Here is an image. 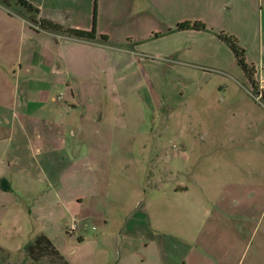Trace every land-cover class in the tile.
<instances>
[{
    "label": "rangeland",
    "instance_id": "374dc122",
    "mask_svg": "<svg viewBox=\"0 0 264 264\" xmlns=\"http://www.w3.org/2000/svg\"><path fill=\"white\" fill-rule=\"evenodd\" d=\"M165 7L172 13H156L139 56L160 79L139 93L165 100L158 111L145 102L130 112L124 107L131 141L121 157L130 156L136 167L111 171L108 203L92 206L108 224L80 243L78 232H66L78 218L61 207L40 209L37 196L0 181V264H64L49 251L26 250L41 229L69 264H120L118 237L127 233L135 205L147 199L161 233L199 241L197 264H264V98L227 45L223 62L213 48L216 34L224 32L247 51L249 64L264 67V0H169ZM177 19L202 22L208 33L179 34ZM198 42L202 57L194 54ZM179 186L188 192L176 195Z\"/></svg>",
    "mask_w": 264,
    "mask_h": 264
},
{
    "label": "crops",
    "instance_id": "0c3cea01",
    "mask_svg": "<svg viewBox=\"0 0 264 264\" xmlns=\"http://www.w3.org/2000/svg\"><path fill=\"white\" fill-rule=\"evenodd\" d=\"M158 3L12 0L10 7L0 4V181L23 195L37 196L40 209L61 207L73 221L78 218L73 224L80 243L91 229L108 224L92 206L108 203L112 172L136 167L130 156L121 157L131 141L130 130L123 125L124 107L130 112L145 102L158 111L165 100L150 94L145 99L139 93L160 80L153 65L139 59L142 43L154 31L156 13H172L165 7L169 0L156 9ZM208 29L178 33L201 35ZM215 38V58L223 62L228 47ZM204 50L198 42L195 56L202 57ZM252 65L264 89V67ZM187 192L179 186L175 194ZM134 208L127 233L118 237L120 264H197L194 253L199 241L161 233L152 200ZM27 215L32 223L31 212ZM69 226L66 232L73 235ZM41 235L55 244L44 229L30 243Z\"/></svg>",
    "mask_w": 264,
    "mask_h": 264
},
{
    "label": "trees",
    "instance_id": "16d2710c",
    "mask_svg": "<svg viewBox=\"0 0 264 264\" xmlns=\"http://www.w3.org/2000/svg\"><path fill=\"white\" fill-rule=\"evenodd\" d=\"M12 0H0V4L10 7ZM30 21L32 24H36L35 17H31ZM185 30H206L205 24L202 22H183L178 24L176 31H185ZM216 36L220 41L227 45L230 50L233 52L237 64L244 76L248 80L249 84L252 87V90L257 96H262L264 98V91L260 90V84L257 80V71L254 65L247 62V51L239 44L236 37L228 35L224 32L217 33ZM103 40H107L106 36H102ZM0 249H2L0 247ZM26 250L32 252L33 250L40 251H49L54 254L57 258L62 260L64 264H69L65 257L57 250V248L52 244V242L45 235L37 237L32 243L28 244Z\"/></svg>",
    "mask_w": 264,
    "mask_h": 264
},
{
    "label": "built area",
    "instance_id": "2783aa9c",
    "mask_svg": "<svg viewBox=\"0 0 264 264\" xmlns=\"http://www.w3.org/2000/svg\"><path fill=\"white\" fill-rule=\"evenodd\" d=\"M59 99L61 100L62 97H59ZM77 231V225L73 224L70 228H69V232L70 233H75Z\"/></svg>",
    "mask_w": 264,
    "mask_h": 264
}]
</instances>
